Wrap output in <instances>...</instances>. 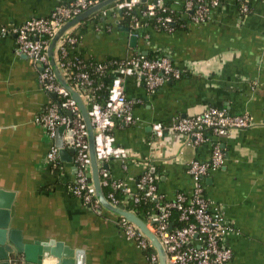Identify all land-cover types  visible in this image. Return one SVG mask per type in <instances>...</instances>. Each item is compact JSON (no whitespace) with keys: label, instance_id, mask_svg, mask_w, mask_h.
Returning <instances> with one entry per match:
<instances>
[{"label":"crops","instance_id":"obj_1","mask_svg":"<svg viewBox=\"0 0 264 264\" xmlns=\"http://www.w3.org/2000/svg\"><path fill=\"white\" fill-rule=\"evenodd\" d=\"M71 1L0 0V189L13 193L11 221L25 242H60L72 250V264H150L113 215L82 205L69 192L73 154L59 157L57 171L45 165L47 142L33 118L53 98L42 89L32 60L16 53L14 33L3 31L27 19L47 18ZM248 5L249 14L241 17L236 0H223L205 22L170 32L142 26L137 36L113 5L105 15L101 11L87 19L74 48L98 62L160 53L182 70L180 79L152 92L134 77L125 80L136 121L113 131L131 160L124 164L112 158L104 164L112 178L131 187L143 171L155 173L159 191L171 199L177 191L191 190L188 163L209 160L218 142L225 162L206 176L205 191L223 205L237 232L229 236L233 256L228 264H264V3L248 0ZM209 106L247 114L253 124L219 140L210 135L199 145L181 133L155 136L153 124L169 125ZM62 139L65 145V129Z\"/></svg>","mask_w":264,"mask_h":264},{"label":"built area","instance_id":"obj_2","mask_svg":"<svg viewBox=\"0 0 264 264\" xmlns=\"http://www.w3.org/2000/svg\"><path fill=\"white\" fill-rule=\"evenodd\" d=\"M99 2L101 1L72 0L68 4L55 7L47 18L27 19L17 26L3 28L4 32L11 30L14 33L16 53L32 60L38 70V81L42 89L47 93H56V99H61L59 103H47L33 118L34 123L42 129L47 142L45 165L51 170H59V148L55 146L54 139L58 127L64 126L65 137L68 139L65 147L74 149V177L68 190L82 205L94 209L101 208L94 197L91 183L87 128L77 103L57 81L49 64L46 48L54 31L62 23ZM141 3L142 0H124L114 7L129 12ZM221 5V0H173L166 6L158 0L155 5L144 7L138 17L132 16L130 28L133 35L137 36V30L142 26H149L147 20L154 19V27L159 26L163 31H174V19L171 16L162 18L159 16L160 12L178 11L181 12L180 17L185 20V25L198 24L205 22L210 11ZM236 5L241 17L249 14L248 0H236ZM102 14L105 15L104 10ZM77 42L78 39L66 32L57 44L56 61L88 109L101 183L107 189V199L116 207L134 212L145 222L146 228L163 245L166 264H228L233 256L229 236L237 232L223 205L211 199L205 191L206 176L221 168L225 162L218 142L213 144L209 160L193 159L188 163L191 190L177 191L171 199H166L159 191L158 176L149 170L143 171L136 179L134 187H131L122 180L112 178L108 169L103 167L110 158L120 159L124 164L131 160L130 152L116 142L113 131L116 125H127L136 121L132 115V101L125 93V80L134 77L152 92L168 81L180 79L182 70L167 55L160 53L154 57L136 54L95 63L79 57L76 62L58 57V53L62 57L67 54L65 44L75 46ZM112 71L113 74L108 79L106 74ZM99 91L104 92L103 98ZM252 124V118L247 114H233L225 108L209 106L200 113L178 117L169 125L155 123L153 129L157 137L171 131L185 134L194 145H199L208 140L210 135L219 140L234 130L245 129ZM142 200L153 201L154 205L146 212L139 213L132 205ZM117 220L125 235L145 252L149 263L159 264L157 252L144 233L124 218Z\"/></svg>","mask_w":264,"mask_h":264},{"label":"water","instance_id":"obj_3","mask_svg":"<svg viewBox=\"0 0 264 264\" xmlns=\"http://www.w3.org/2000/svg\"><path fill=\"white\" fill-rule=\"evenodd\" d=\"M123 1L124 0H103L80 15L66 20L54 31L49 39L46 51L49 64L57 81L69 92L71 98L77 103L86 125L91 183L94 190V197L100 208L113 215L116 219L124 218L128 222L135 224L149 239L156 250L159 264H166V251L159 239L146 228L145 222L134 212L116 207L107 199L101 183L100 166L95 154L94 132L88 115V109L79 92L75 90L71 83L65 78L56 61L57 44L66 32L79 23L89 19L92 15ZM142 1L144 2L145 0ZM23 56L27 57L25 55ZM49 95L53 99L57 97L54 92H50ZM64 129V126L58 127L54 144L59 148L58 154L60 158L70 155L72 159L74 149L70 148V150H67L63 143L62 134ZM103 167L108 169L107 164H103ZM12 197V192H6L0 189V264H72L71 260H69L73 255L72 250L60 242H56L55 240L24 241L22 231L12 225L10 214ZM53 259H55V261H53Z\"/></svg>","mask_w":264,"mask_h":264},{"label":"trees","instance_id":"obj_4","mask_svg":"<svg viewBox=\"0 0 264 264\" xmlns=\"http://www.w3.org/2000/svg\"><path fill=\"white\" fill-rule=\"evenodd\" d=\"M100 1H103V0H100ZM221 4H223V0H221ZM166 6H169V3H165ZM137 10H133V11H126V10H121L120 11V14H121V17L123 18V21L126 22V23H129L130 22V19L132 16L134 17H138L139 15V12L142 11L144 9V7H142V5L140 4L139 6L136 7ZM159 13V12H158ZM180 13L181 12H178V11H168L167 13H159V16H161L162 18H165L167 16H171L173 19H174V24H173V27H174V30H182V29H186V25H185V20L182 19L180 17ZM148 24L151 25L154 29L156 30H159L161 31L162 28L157 26V27H154L156 26V22L154 21V19L152 20H147ZM86 23H87V20L83 21L82 23H79L76 27L72 28L71 30L68 31V34L72 37H75L76 39H80L82 34L86 31ZM163 31V30H162ZM65 47L67 48V54L62 57L59 53H58V57L61 59V60H65V61H73V62H76V58L79 57L80 59H86L84 58V55H82V53L80 51H76L74 48L75 46L71 45V44H65ZM155 55L157 54H146V56L148 57H154ZM113 58V57H112ZM112 58H107L106 60H110ZM88 61L90 62H98V61H95L91 58L87 59ZM105 60V61H106ZM89 70V69H88ZM90 72H92V70H89ZM113 74V71L111 73H107V77L108 79L111 78V75ZM94 77L98 78L97 74H94ZM101 93V94H100ZM99 94H100V97L103 98V96L105 95L103 91H99ZM61 101V99H51L50 102H54V103H59ZM49 102V103H50ZM47 104V103H46ZM46 104H44L43 106H45ZM42 106V107H43ZM41 107V108H42ZM104 192L106 193V188H104ZM154 205V202L153 201H150V200H142L141 202L137 203V204H134L132 205V207L138 211L139 213H144L146 212L151 206ZM175 213V212H173Z\"/></svg>","mask_w":264,"mask_h":264}]
</instances>
